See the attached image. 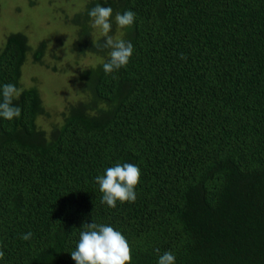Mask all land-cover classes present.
I'll list each match as a JSON object with an SVG mask.
<instances>
[{"label": "trees", "instance_id": "1", "mask_svg": "<svg viewBox=\"0 0 264 264\" xmlns=\"http://www.w3.org/2000/svg\"><path fill=\"white\" fill-rule=\"evenodd\" d=\"M97 3L113 8L114 37L115 14H136L122 37L133 54L112 74L109 50L93 46ZM72 22L73 54L101 61L80 72L88 98L50 137L37 89H21L28 38L0 50V101L5 84L22 93L20 117H0V264H76L92 222L125 236L131 264L164 252L175 264H264V0H87ZM117 163L141 175L135 202L111 208L96 177Z\"/></svg>", "mask_w": 264, "mask_h": 264}, {"label": "rangeland", "instance_id": "2", "mask_svg": "<svg viewBox=\"0 0 264 264\" xmlns=\"http://www.w3.org/2000/svg\"><path fill=\"white\" fill-rule=\"evenodd\" d=\"M87 0H0V50L7 38L23 34L31 47L22 67L21 89H37L49 116H41L38 125L50 137L62 124L63 113L70 106L86 101L82 70L94 67L101 60L92 53L76 56L72 47L76 41L75 15L84 9ZM115 38L122 39L123 29H115ZM100 36V29H94ZM47 47L42 62L34 61L41 43ZM53 68L56 71H53Z\"/></svg>", "mask_w": 264, "mask_h": 264}, {"label": "clouds", "instance_id": "3", "mask_svg": "<svg viewBox=\"0 0 264 264\" xmlns=\"http://www.w3.org/2000/svg\"><path fill=\"white\" fill-rule=\"evenodd\" d=\"M107 0H105V3ZM91 27L100 29L103 42L94 41L93 46L101 50L107 49L108 60L103 63L105 74H112L122 67L127 66L133 54V45L130 41L115 38L110 35L112 31L113 8L103 7L97 3L89 9ZM136 14L126 11L123 14H115L117 28H130L135 21ZM181 59L186 57L181 54ZM21 90L13 84H5L2 89V101H0V117L7 120L19 118L22 109L14 103L21 95ZM140 169L133 163H117L105 170L103 175L96 177V183L103 194L101 203L115 208L117 201L135 202V188L140 180ZM80 232L79 242L76 249L71 252L72 259L76 264H131V247L125 236L110 225L97 224L95 222L85 223ZM32 233L22 235V239H31ZM159 253V249H156ZM5 253L0 250V259ZM158 264H175V256L171 252H164L159 255Z\"/></svg>", "mask_w": 264, "mask_h": 264}]
</instances>
